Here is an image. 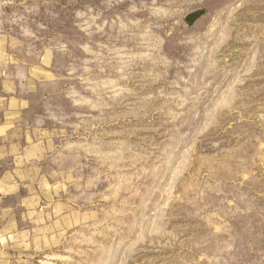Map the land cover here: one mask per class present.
Returning a JSON list of instances; mask_svg holds the SVG:
<instances>
[{
    "label": "rangeland",
    "instance_id": "obj_1",
    "mask_svg": "<svg viewBox=\"0 0 264 264\" xmlns=\"http://www.w3.org/2000/svg\"><path fill=\"white\" fill-rule=\"evenodd\" d=\"M0 264H264V0H0Z\"/></svg>",
    "mask_w": 264,
    "mask_h": 264
}]
</instances>
